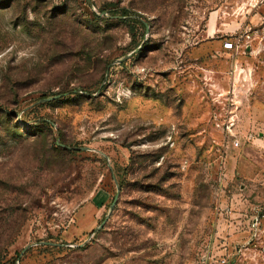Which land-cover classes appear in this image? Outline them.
<instances>
[{
    "label": "rangeland",
    "instance_id": "1",
    "mask_svg": "<svg viewBox=\"0 0 264 264\" xmlns=\"http://www.w3.org/2000/svg\"><path fill=\"white\" fill-rule=\"evenodd\" d=\"M91 3L0 0V264H264V0Z\"/></svg>",
    "mask_w": 264,
    "mask_h": 264
},
{
    "label": "water",
    "instance_id": "2",
    "mask_svg": "<svg viewBox=\"0 0 264 264\" xmlns=\"http://www.w3.org/2000/svg\"><path fill=\"white\" fill-rule=\"evenodd\" d=\"M86 1H87L88 5H90V6L92 5L91 0H86ZM103 13H104V12H103ZM143 24H144V26H145V31H146V33H147V32H148V25H147V23L144 22V21H143ZM140 47H141V46H139L138 48H140ZM134 52H135V50H134L133 52L127 54L126 56H124L121 60H119V62L122 61V60L127 59V58L130 57ZM66 94H67V93L56 94V95H54V96L48 97L47 99H48V100H52V99L60 98V97H62L63 95H66ZM57 144H59V143L57 142ZM59 145H61V146H63V147H66V148H70L69 146H65V145H63V144H59ZM72 148H73V149H78V150H88V149H89L88 147H72ZM118 194H119V189H117L116 195H115V197H114V199H113V201H112V203H111V205H110V208H112V207L115 205L116 200H117V198H118ZM107 218H108V217L106 216V217L102 220V222H101V223L95 228V231L98 230V229H100V228L103 226V224L105 223V221H106ZM46 243H48V244H50V245H58L57 243H51V242H46Z\"/></svg>",
    "mask_w": 264,
    "mask_h": 264
},
{
    "label": "built area",
    "instance_id": "3",
    "mask_svg": "<svg viewBox=\"0 0 264 264\" xmlns=\"http://www.w3.org/2000/svg\"><path fill=\"white\" fill-rule=\"evenodd\" d=\"M223 48L226 49V50H230L233 48V42L229 41V40H226L224 43H223Z\"/></svg>",
    "mask_w": 264,
    "mask_h": 264
}]
</instances>
